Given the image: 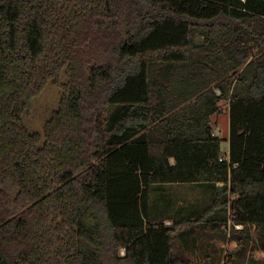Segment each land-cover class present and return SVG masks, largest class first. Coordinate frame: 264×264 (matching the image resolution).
I'll return each instance as SVG.
<instances>
[{
    "label": "trees",
    "instance_id": "16d2710c",
    "mask_svg": "<svg viewBox=\"0 0 264 264\" xmlns=\"http://www.w3.org/2000/svg\"><path fill=\"white\" fill-rule=\"evenodd\" d=\"M171 183L220 189L152 222ZM182 224L264 250V0H0V264H195Z\"/></svg>",
    "mask_w": 264,
    "mask_h": 264
},
{
    "label": "rangeland",
    "instance_id": "374dc122",
    "mask_svg": "<svg viewBox=\"0 0 264 264\" xmlns=\"http://www.w3.org/2000/svg\"><path fill=\"white\" fill-rule=\"evenodd\" d=\"M220 107L221 112L217 114H213V125L217 129L215 130L217 132V136L221 138V150L227 151L228 150V130H229V123H228V113H227V100L223 99L220 101ZM214 131V132H215ZM216 134V133H215ZM220 185V184H219ZM160 186L161 189H160ZM220 189V187H219ZM218 188L214 187L212 184L209 186L201 187L196 184L194 185H182V184H152L150 185V201L152 203H156L155 205H152L150 212L153 213V211H158L164 208V201L165 199H169L170 203V210L169 215L170 216H179L180 213L184 210V208H190L193 207L196 209V212H194L193 216H196L204 207H206L210 202L213 201L214 196L216 192L219 190ZM165 193V196L163 195ZM169 206V207H170ZM187 212V211H185ZM224 213V210H223ZM226 214H232V211L230 208H226ZM152 217V216H151ZM171 218V217H170ZM151 219V218H150ZM164 222L166 224H170L171 220L169 218H163ZM207 220V217L204 218V221L201 222L204 224ZM204 226V225H203ZM186 227V226H185ZM183 227L182 229H185ZM198 227H201V224H198L196 227L193 225L191 226L190 230L185 231L189 238L191 240H194L195 238L201 240L204 247L207 249V251L210 252L211 256L215 257V249L212 244L207 243L205 240V232L204 230L198 229ZM187 229V228H186ZM205 229V227H204ZM206 231V229H205ZM204 241V242H203ZM224 248L222 250V253L224 252ZM227 249L229 250L230 247L227 245ZM263 254V253H262ZM261 253H258V256H263ZM184 255H188L185 254Z\"/></svg>",
    "mask_w": 264,
    "mask_h": 264
},
{
    "label": "crops",
    "instance_id": "0c3cea01",
    "mask_svg": "<svg viewBox=\"0 0 264 264\" xmlns=\"http://www.w3.org/2000/svg\"><path fill=\"white\" fill-rule=\"evenodd\" d=\"M223 100V99H222ZM227 113H228V100H227ZM228 118H229V115H228ZM213 115L211 116V125H212V128H213V131L217 130L214 125H213ZM228 123H229V120H228ZM214 133H216L217 135V132L215 131ZM228 136H229V130H228ZM229 145V143H228ZM223 152H228L227 151H223ZM171 184H176L178 185L179 183H171ZM182 185H198V186H201V187H205V186H209L207 184H204V183H180ZM220 183H217V185H219ZM158 185H163V184H158ZM215 185V186H217ZM162 186H160V189H161ZM163 195L165 196V193H163ZM166 201H164V208H163V211H161L162 209L158 210V211H153V213L150 212V218H151V221L152 222H156V221H159L161 219H163L164 217L165 218H169L171 220V222H175L179 219H181L182 217L184 216H187L188 213H191V214H194V212H196V209H194L193 207H190V208H184V210L180 213L179 216H166L167 214H169V210L171 208L170 206V203H169V199H165ZM211 203V202H210ZM209 203V204H210ZM156 203H152L150 201V193H149V209L151 210V207L152 205H155ZM208 204V205H209ZM157 205V204H156ZM170 206V207H169ZM187 211V212H185ZM152 216V217H151ZM193 216V215H192ZM184 224L180 225L178 230H177V233L175 235V240H176V243L180 249V252H181V255L183 256V258L185 259H191V260H194L195 264H205L204 263V258L203 256L201 255L200 253V248L198 247V243H199V239L195 238V243L193 244V241L191 240V238H189V236L187 235V233L185 232V230H182V226ZM186 228V227H185ZM208 229L206 228V231ZM210 232L213 231V229H209ZM252 230H253V227H252ZM187 231V230H186ZM205 240L208 242V243H211L214 247V249L217 251V253L220 255V258H221V263L224 261L225 257L227 256V254L236 246L237 244V241L235 240H230L228 237L226 238H223L221 236L219 237H216V236H212L210 235V237L207 239L205 238ZM227 245L228 247H230V249L228 250L227 249ZM223 247L224 248V252L222 253V250H223ZM186 252V254L188 255H184ZM258 253H263L262 255L263 256H258ZM250 263L251 264H262V261L264 260V250L262 249H252L250 251Z\"/></svg>",
    "mask_w": 264,
    "mask_h": 264
},
{
    "label": "built area",
    "instance_id": "2783aa9c",
    "mask_svg": "<svg viewBox=\"0 0 264 264\" xmlns=\"http://www.w3.org/2000/svg\"><path fill=\"white\" fill-rule=\"evenodd\" d=\"M228 158V152H222V155L219 157V160H224V159H227ZM220 183V185L222 184L221 182H218ZM229 208V207H228ZM232 215L233 214H228V222H227V226L224 227L225 230L228 231V229L230 228L231 224L234 225V227L236 229H240L242 228V224H237V223H233L232 222ZM166 223V222H165Z\"/></svg>",
    "mask_w": 264,
    "mask_h": 264
}]
</instances>
